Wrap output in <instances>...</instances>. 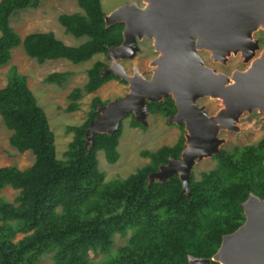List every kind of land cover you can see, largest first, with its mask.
<instances>
[{
	"label": "trees",
	"instance_id": "1",
	"mask_svg": "<svg viewBox=\"0 0 264 264\" xmlns=\"http://www.w3.org/2000/svg\"><path fill=\"white\" fill-rule=\"evenodd\" d=\"M77 3L81 11L58 15L66 32L87 36L71 45L52 30L20 36L11 26L14 10L37 7L39 0H0V64L19 44L39 63L61 57L77 63L122 41L123 22L106 26L100 0ZM105 65L97 59L87 68V80L71 89L66 110L79 108L83 91L93 92L106 81L119 79L114 73L103 74ZM69 75L68 70L53 71L44 79L60 84ZM6 76L0 87V115L12 130L9 143L18 151L31 150L34 159L25 168L0 165V188L9 185L18 190L13 201L0 195V264H38L48 252L54 264H187V254L211 258L222 235L243 223L241 202L250 192L264 196V135L255 144L221 148L214 154V167L201 171L198 178L191 173L190 197L182 192L177 173L166 181L149 180L168 157H179L183 132L172 145L141 150L148 162L126 177L106 181L97 151L103 150L106 160L115 162L122 126L112 133H94L92 143L84 132L97 114L98 103L107 101L95 95L87 118L65 127L72 138L59 158L54 132L26 75L11 65ZM147 108L164 117L176 111L170 95L148 101ZM129 114L131 124L137 125ZM127 232L125 242L110 252L115 233L126 236ZM90 250L106 255L91 259Z\"/></svg>",
	"mask_w": 264,
	"mask_h": 264
},
{
	"label": "water",
	"instance_id": "2",
	"mask_svg": "<svg viewBox=\"0 0 264 264\" xmlns=\"http://www.w3.org/2000/svg\"><path fill=\"white\" fill-rule=\"evenodd\" d=\"M144 6L130 1L104 14L105 25L123 22L122 41L107 48L111 63L102 73H114L128 83V91L106 103H98L84 136L93 142L96 132L112 133L122 117L132 112L136 121L146 123L147 102L171 96L176 112L168 122L185 123V147L179 158L168 157L149 180L166 181L178 173L182 192L190 197L189 175L197 159L219 152L221 128L237 130L236 122L245 111L264 113V48L253 32L264 28V0H145ZM115 15L109 19V15ZM153 39L158 54L147 78L137 66L132 74L119 62L132 58L139 49L137 39ZM207 49L215 60L224 62L239 52L249 65L231 75L204 63L198 53ZM209 95L221 99L222 107L207 114L196 99ZM264 119V116H263ZM264 162V160H263ZM245 219L236 229L222 235L211 258L187 254V264H264V196L250 192L241 202Z\"/></svg>",
	"mask_w": 264,
	"mask_h": 264
},
{
	"label": "rangeland",
	"instance_id": "3",
	"mask_svg": "<svg viewBox=\"0 0 264 264\" xmlns=\"http://www.w3.org/2000/svg\"><path fill=\"white\" fill-rule=\"evenodd\" d=\"M100 1L105 14L110 13L124 2L136 1L141 6L146 3L144 0ZM81 10L77 0H39L37 7L14 10L10 15V24L20 36L30 31L52 30L65 43L77 45L84 41L87 36L76 37L66 32L65 27L58 21V15ZM253 37L257 38L260 44V48L256 50V56L264 48V28L259 27L255 30ZM137 44L139 49L135 55L132 58H121L119 62L129 74H132L135 65L143 76L149 78L154 67L152 60L156 57L158 51L153 46L152 38L144 37L138 40ZM198 53L205 64L228 75H231L236 69L243 70L249 65V61H244L239 52H231L224 62L215 60L209 50L199 49ZM97 59L103 60L107 65L111 63V59L103 52L95 53L89 59L77 63L62 57L46 59L44 62L39 63L35 58L28 56L22 45L19 44L11 49L10 59L5 64H0V87L5 85L7 71L11 65H15L18 72L26 75L27 83L37 103L44 109L50 127L54 132L55 152L59 158L64 157L63 152L72 138V132H67L65 127L71 124H79L87 118L92 97L98 95L102 101H109L124 95L128 91L127 82L115 79L112 83L107 82L93 92L83 91L81 97L77 100L79 108L73 111L66 110V106L70 102L69 92L73 87L83 86L87 80V68ZM63 70L70 71V75L60 84L45 81L44 77L48 73ZM197 102L199 105H203L209 114L215 113L223 105L220 98L208 95L198 97ZM263 114L257 109L243 112L236 122L237 130L222 129L219 131L218 136L223 138L220 147L230 149L233 146L257 143L264 135ZM131 120L132 116L129 113L121 119L122 132L117 145L119 157L115 162H108L103 150L97 151L98 167L103 171L106 181L126 177L129 173L135 171L137 167L148 162L149 158L143 156L141 150H154L163 144L172 145L183 130L182 124L168 122L160 113L148 111L145 124L139 122L137 125H132ZM11 131L4 124L0 115V165L15 164L20 168H25L32 163L34 155L31 150L18 151L9 143ZM215 163L216 159L213 156H204L195 161L191 171L198 178L200 171L214 167ZM17 192V189L9 185L0 188V195L10 201L14 200ZM128 235L129 232L126 236L115 233L110 252H113L118 245L123 244ZM105 255L106 253L100 251H89V258L91 259L99 260ZM38 264H54L52 253L48 252L41 255Z\"/></svg>",
	"mask_w": 264,
	"mask_h": 264
},
{
	"label": "flooded vegetation",
	"instance_id": "4",
	"mask_svg": "<svg viewBox=\"0 0 264 264\" xmlns=\"http://www.w3.org/2000/svg\"><path fill=\"white\" fill-rule=\"evenodd\" d=\"M144 1H145V0H144ZM135 2H136V1H135ZM145 4H146V3H145ZM145 4H144V5H145ZM138 5H139V4H138ZM144 5H143V6H144ZM139 6H141V5H139ZM144 37H145V38H148V37H146L145 35H143V37L140 38V39H137V41L143 39ZM153 46H154V44H153ZM154 48H155V47H154ZM106 65H107V64H106ZM151 75H152V74H151ZM118 78H119V77H118ZM119 79H120V78H119ZM196 102H197V99H196ZM197 104H198V102H197ZM198 105H199V104H198ZM204 108H205V107H204ZM205 111H206V109H205ZM175 112H176V111H175ZM206 112H207V111H206ZM129 113H132V112H129ZM127 114H128V113H127ZM132 114H133V113H132ZM207 114H209V113L207 112ZM212 114H214V113H212ZM209 115H211V114H209ZM263 116H264V114H263ZM182 127H183L182 132H183V135H184V147H185V145H186V144H185V134H186V132H187V129L185 128V123H182ZM184 128H185V130H184ZM222 129H227V128H221L220 130H222ZM220 130H219V131H220ZM228 130H229V129H228ZM219 131H218V134H219ZM220 145H221V144H220ZM244 145H245V144H244ZM184 147H183V148H184ZM219 147H220V146H219ZM233 147H234V146H233ZM183 148H182V150H183ZM221 148H222V147H220L219 150H220ZM182 150H181V152H182ZM181 152H180V154H181ZM212 156L214 157V154H213ZM179 157H180V155H179ZM179 157H178V158H179ZM215 164H216V163H215ZM214 166H215V165H214ZM202 171H203V170H202ZM200 172H201V171H200ZM191 173H192V171L190 172V174H191ZM177 174H178V173H177ZM192 174H193V173H192ZM193 175H194V174H193ZM199 175H200V174H199ZM178 176H179V175H178ZM189 177H190V175H189ZM179 178H180V177H179Z\"/></svg>",
	"mask_w": 264,
	"mask_h": 264
},
{
	"label": "crops",
	"instance_id": "5",
	"mask_svg": "<svg viewBox=\"0 0 264 264\" xmlns=\"http://www.w3.org/2000/svg\"><path fill=\"white\" fill-rule=\"evenodd\" d=\"M112 81H115V78L110 79V80L106 81L105 83H107V82H111V83H112ZM105 83H103L102 85H104ZM102 85H101V86H102ZM97 89H98V88H97Z\"/></svg>",
	"mask_w": 264,
	"mask_h": 264
},
{
	"label": "bare ground",
	"instance_id": "6",
	"mask_svg": "<svg viewBox=\"0 0 264 264\" xmlns=\"http://www.w3.org/2000/svg\"><path fill=\"white\" fill-rule=\"evenodd\" d=\"M115 17V15H109V19H112V18H114ZM207 50V49H206ZM209 96V95H208ZM212 97V96H211ZM217 98V97H216Z\"/></svg>",
	"mask_w": 264,
	"mask_h": 264
}]
</instances>
